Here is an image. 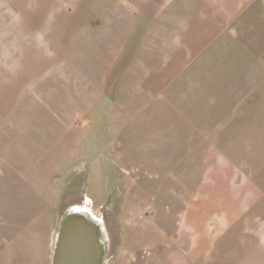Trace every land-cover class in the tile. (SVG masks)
I'll list each match as a JSON object with an SVG mask.
<instances>
[{
  "label": "crops",
  "instance_id": "1",
  "mask_svg": "<svg viewBox=\"0 0 264 264\" xmlns=\"http://www.w3.org/2000/svg\"><path fill=\"white\" fill-rule=\"evenodd\" d=\"M72 18L81 19L87 47L126 48L138 35L128 61L141 57L135 65L144 74L135 80L159 97L173 88L182 116L158 144H175L170 161L216 163L208 172L222 179L201 197L190 186H176L174 202L160 195L158 222L145 221L130 238L155 248L157 264H264V0H0V115L18 109L22 80L55 78L54 51ZM147 67L157 68L152 78ZM63 163L39 150L35 164L21 166L17 190L49 193ZM153 255L144 263L154 264Z\"/></svg>",
  "mask_w": 264,
  "mask_h": 264
},
{
  "label": "rangeland",
  "instance_id": "2",
  "mask_svg": "<svg viewBox=\"0 0 264 264\" xmlns=\"http://www.w3.org/2000/svg\"><path fill=\"white\" fill-rule=\"evenodd\" d=\"M80 21L71 19L64 46L60 43L54 51L60 54L55 78L51 72L44 80H22L18 109L0 115V187L13 181L0 191V264H51L60 220L75 205L90 207L103 222V264H145L150 254L157 264L158 251L139 236L132 240L130 231L153 217L157 223L160 197L167 192L166 201L174 202L176 186L195 187L192 192L201 197L209 187L222 185L221 177L208 172L216 163L170 161L175 144H158L173 136L182 116L176 113L173 88L159 97L143 88L149 83L135 80L144 74L135 65L141 57L128 61L138 35L126 48L87 47L80 42ZM156 69L147 67V77ZM204 116L193 115V120ZM20 124H32L33 130L20 129ZM33 140L45 145H24ZM204 148L199 147L200 158ZM39 150L45 161L64 162L63 168L47 186L49 193L20 194L15 183L20 168L35 164Z\"/></svg>",
  "mask_w": 264,
  "mask_h": 264
},
{
  "label": "water",
  "instance_id": "3",
  "mask_svg": "<svg viewBox=\"0 0 264 264\" xmlns=\"http://www.w3.org/2000/svg\"><path fill=\"white\" fill-rule=\"evenodd\" d=\"M106 242L102 220L78 205L59 223L51 264H103Z\"/></svg>",
  "mask_w": 264,
  "mask_h": 264
},
{
  "label": "bare ground",
  "instance_id": "4",
  "mask_svg": "<svg viewBox=\"0 0 264 264\" xmlns=\"http://www.w3.org/2000/svg\"><path fill=\"white\" fill-rule=\"evenodd\" d=\"M78 206L81 207V208H83V209H85V210H87V211L90 212L92 215H94V214L92 213L90 207H88V206H86V205H78Z\"/></svg>",
  "mask_w": 264,
  "mask_h": 264
}]
</instances>
